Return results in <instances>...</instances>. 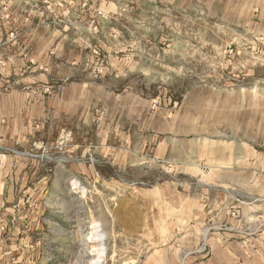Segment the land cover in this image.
Instances as JSON below:
<instances>
[{"label": "rangeland", "instance_id": "1", "mask_svg": "<svg viewBox=\"0 0 264 264\" xmlns=\"http://www.w3.org/2000/svg\"><path fill=\"white\" fill-rule=\"evenodd\" d=\"M239 144L262 178L189 165ZM263 223L264 0H0V264H264L223 252Z\"/></svg>", "mask_w": 264, "mask_h": 264}, {"label": "crops", "instance_id": "2", "mask_svg": "<svg viewBox=\"0 0 264 264\" xmlns=\"http://www.w3.org/2000/svg\"><path fill=\"white\" fill-rule=\"evenodd\" d=\"M19 96L22 98V100L25 98L23 93L18 92ZM26 99V98H25ZM23 107L20 109H17V111L20 110V113H23L25 110H27L25 104L22 105ZM207 143V142H206ZM205 147L207 145H204ZM208 152L205 150L199 151L198 156L193 158V161L189 163L190 167L192 165L193 168H199L197 165L203 163L200 161L202 158V154L208 155V164L214 165V167H217L216 169H221V178L227 181H238L243 179H259L262 178L260 175L256 172L252 171H243V165H244V158H243V145H234L232 148L234 150H224L221 153L217 154L218 151L214 148H217L215 145H208ZM217 154V155H216ZM250 160L247 162H250V166L252 167L253 164L256 162L254 159V156L258 155V152L256 149H250ZM246 163V162H245ZM251 221V220H250ZM213 222H216L215 220ZM220 222V221H219ZM255 225L257 224L255 221H251ZM231 223H234L231 221ZM236 223V222H235ZM264 224V223H263ZM231 237L232 234L230 233H224V235H228ZM227 237V236H226ZM231 248L227 249V246L223 247V252H225L227 257H234L236 259H252L256 256H261L264 254V229H262V232L258 234L256 237H248L246 239V243L250 244L248 247H245L244 245H239V243L235 244L230 243ZM253 246V247H252ZM215 246H213V253L215 252Z\"/></svg>", "mask_w": 264, "mask_h": 264}, {"label": "bare ground", "instance_id": "3", "mask_svg": "<svg viewBox=\"0 0 264 264\" xmlns=\"http://www.w3.org/2000/svg\"><path fill=\"white\" fill-rule=\"evenodd\" d=\"M92 228H93V232H92L93 234L91 235V239L92 241H96V243H98L97 245L94 246L95 253H93L95 254L94 262L97 263L98 261L102 260L104 252L106 250L104 244L106 236L103 230L95 223L93 224Z\"/></svg>", "mask_w": 264, "mask_h": 264}]
</instances>
